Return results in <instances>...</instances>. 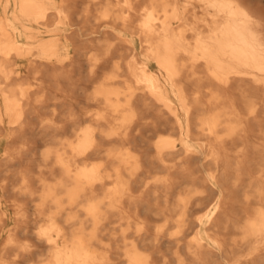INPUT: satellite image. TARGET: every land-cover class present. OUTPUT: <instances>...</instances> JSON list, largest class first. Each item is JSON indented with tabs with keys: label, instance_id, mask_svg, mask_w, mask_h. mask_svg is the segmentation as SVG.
I'll use <instances>...</instances> for the list:
<instances>
[{
	"label": "bare ground",
	"instance_id": "obj_1",
	"mask_svg": "<svg viewBox=\"0 0 264 264\" xmlns=\"http://www.w3.org/2000/svg\"><path fill=\"white\" fill-rule=\"evenodd\" d=\"M0 264H264V0H0Z\"/></svg>",
	"mask_w": 264,
	"mask_h": 264
}]
</instances>
